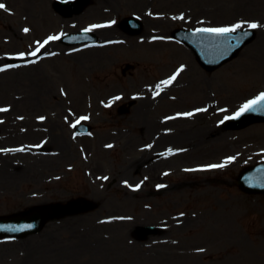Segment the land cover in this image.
Masks as SVG:
<instances>
[{"label": "rangeland", "instance_id": "obj_1", "mask_svg": "<svg viewBox=\"0 0 264 264\" xmlns=\"http://www.w3.org/2000/svg\"><path fill=\"white\" fill-rule=\"evenodd\" d=\"M49 3L5 1L0 39L10 42L0 40L1 58L28 53L33 39L55 29L56 19L45 15ZM131 15L144 23L139 36L114 26ZM200 19L261 26L234 60L206 72L188 49L169 40L172 28H193ZM62 22L68 32L108 22L114 27L105 37L117 45L70 53L56 44L50 49L58 54L34 67L0 72V109H9L0 115V149L29 151L28 145L46 142L42 150L30 147L10 158V170L0 168V215L76 198L98 208L52 221L22 240H0V264H264V196H246L234 186L242 167L264 161V123L213 128L264 90V0H93ZM125 64L135 68L123 76ZM174 74L171 84L162 83ZM81 114L90 118V135L74 133ZM175 115L183 117L164 126L174 130L173 139H160L172 155L154 161L143 151L155 141L151 124ZM164 148L157 143L154 150ZM149 225L160 226V234L136 240L135 228Z\"/></svg>", "mask_w": 264, "mask_h": 264}, {"label": "snow or ice", "instance_id": "obj_2", "mask_svg": "<svg viewBox=\"0 0 264 264\" xmlns=\"http://www.w3.org/2000/svg\"><path fill=\"white\" fill-rule=\"evenodd\" d=\"M5 8V5L0 3V9ZM182 18V17H181ZM242 24H247V28L249 29H256L258 27H260L261 25H259L256 22H238L234 25L231 26H227V27H215V28H200L197 29V32H201V33H210L213 34L215 36H226L229 33H235L237 32V30L242 28ZM93 27H99L98 25H94ZM25 32L28 31L27 28L24 29ZM84 31H90V29H85ZM248 32L245 31L242 33V35L238 38L237 42H239V40H242L244 37L248 36ZM60 39L59 36H49L47 38V40L44 41V44L48 43V41L51 40H57ZM44 44H41L39 48L36 49V52H33L32 55H36L37 52H39L40 48L44 47ZM21 56H23L24 54L21 53ZM179 71V70H178ZM178 74V72H177ZM174 74L173 76H171L168 80L163 81L162 83L168 85L171 84L175 79H176V75ZM159 87V86H157ZM155 95H159V92L155 93ZM115 100H119L120 97L117 96L114 98ZM261 101H264V93H260L255 99L248 101V103H246L239 112L236 113L237 116H239L242 112L248 111L250 109H253L254 106L259 105ZM7 109H0V111H6ZM197 111H203V109H197ZM184 115H192V113H185ZM39 119L43 120L44 117H40ZM80 119H87L86 117H81ZM79 120L76 121L77 124H79ZM73 127H75V125H73ZM109 147H111V145H109ZM150 147V146H149ZM18 151H22V149H18ZM231 159V158H230ZM208 167L210 168H216V167H223V165H209ZM105 179H107V177H105ZM137 188H139V185H136ZM158 187H163V185H158ZM198 251H203V249H200Z\"/></svg>", "mask_w": 264, "mask_h": 264}, {"label": "water", "instance_id": "obj_3", "mask_svg": "<svg viewBox=\"0 0 264 264\" xmlns=\"http://www.w3.org/2000/svg\"><path fill=\"white\" fill-rule=\"evenodd\" d=\"M229 46H233L229 44ZM234 49H231L233 51ZM224 54V53H223ZM222 55V54H221ZM41 212H33L31 213L30 217L28 216H15L12 218H1L0 219V230L2 232H7L9 234L14 235H21L27 229L30 231V227H37L39 228L41 225V218L44 217V214ZM46 216V215H45ZM26 229V230H24Z\"/></svg>", "mask_w": 264, "mask_h": 264}]
</instances>
